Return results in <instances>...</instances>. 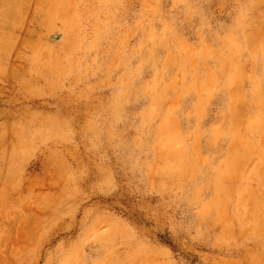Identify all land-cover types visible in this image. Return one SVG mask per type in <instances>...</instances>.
Masks as SVG:
<instances>
[{
  "label": "rangeland",
  "instance_id": "374dc122",
  "mask_svg": "<svg viewBox=\"0 0 264 264\" xmlns=\"http://www.w3.org/2000/svg\"><path fill=\"white\" fill-rule=\"evenodd\" d=\"M0 264H264V0H0Z\"/></svg>",
  "mask_w": 264,
  "mask_h": 264
}]
</instances>
